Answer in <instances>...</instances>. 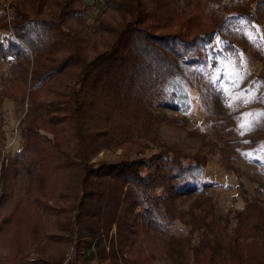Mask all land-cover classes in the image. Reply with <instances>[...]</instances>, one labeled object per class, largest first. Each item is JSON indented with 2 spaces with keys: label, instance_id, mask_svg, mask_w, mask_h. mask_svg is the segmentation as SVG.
I'll use <instances>...</instances> for the list:
<instances>
[{
  "label": "trees",
  "instance_id": "16d2710c",
  "mask_svg": "<svg viewBox=\"0 0 264 264\" xmlns=\"http://www.w3.org/2000/svg\"><path fill=\"white\" fill-rule=\"evenodd\" d=\"M242 26L259 62L235 91L251 93L249 107L230 98L237 82L217 78V64L203 83L198 71L201 49L214 61L217 38L241 74L229 35ZM257 30L264 36V0H0V264H264ZM194 89L215 128L191 150L159 127L178 121L170 110L187 114ZM5 100L17 120L13 151ZM239 148L249 174L230 163ZM208 152L254 184L242 208L217 210Z\"/></svg>",
  "mask_w": 264,
  "mask_h": 264
},
{
  "label": "rangeland",
  "instance_id": "374dc122",
  "mask_svg": "<svg viewBox=\"0 0 264 264\" xmlns=\"http://www.w3.org/2000/svg\"><path fill=\"white\" fill-rule=\"evenodd\" d=\"M83 2H92L93 0H82ZM242 0H222L223 3H226L229 6H234V3L241 2ZM96 8H91L87 15V21L91 22L93 16L96 13ZM216 10H219L217 8ZM206 22H208L205 19ZM258 37L260 38L261 45L264 46V36L256 31ZM229 37L233 38L237 42L238 46V53L240 56V72H238L232 65L231 59L226 54L221 53V45L220 40L216 38L215 40V47L216 52L213 55V60L210 61L209 55L201 49V55L203 58V64L199 68V78L200 83H203L208 77V70H211L214 64L216 68H219L218 77H223L227 80L230 84L236 83L234 87V91H230L229 96L230 98H234V101L240 102L244 104L250 103L251 93H238L235 92L239 88H241L244 84H246V75H250L253 72H256L259 68V62L256 58V49H255V42L253 41V35L251 31L242 26L241 28L235 27L233 31H231ZM6 69V62L0 63V73ZM215 69V68H213ZM218 72V71H217ZM235 77V78H233ZM233 79L229 80V79ZM239 79V83L237 81ZM226 83V82H225ZM224 85V84H223ZM227 86V85H226ZM229 86H227V89ZM191 106L189 111L185 116H181L179 110L169 111L173 113L174 116H177L178 121L175 124H166L162 123L159 127V132L163 136V138L167 142L176 143L184 148H189L191 150L199 147L197 139L199 136L203 134L210 135V131L215 127H210L209 122H207V116L205 113L198 106V102L196 101V90H191ZM242 104V105H243ZM249 107V106H246ZM4 108V129L6 132V150L13 151L18 145V132H17V120L15 119L14 115L12 114V104L10 101L5 100L3 104ZM182 120V121H181ZM219 129L216 128V131ZM235 133H239L236 131ZM234 135V134H233ZM238 138V137H237ZM240 138V137H239ZM241 139V138H240ZM239 147L241 145H238ZM205 149L206 147L203 146ZM241 148V147H240ZM238 149L239 154L233 159L230 160V163L239 167L245 173H251L253 167L250 166L249 162L246 161L244 156L241 155V150ZM207 150V149H206ZM199 152H204L202 147L199 148ZM210 152V151H209ZM206 154V163H205V173L204 179L216 181L221 184V186L214 188L213 197L214 202L217 210L220 213H225L228 208L232 211L242 208L244 204V199H248L249 196L253 192L254 184L246 178L244 174L239 176V180L236 178L235 173L232 172L231 169L225 170L219 165V161L217 155L212 153ZM240 181V183H239ZM232 224V222H231ZM174 232L184 233L186 227L182 226L178 222H174L172 226ZM257 242H261L258 240ZM154 264H165L161 261H154Z\"/></svg>",
  "mask_w": 264,
  "mask_h": 264
},
{
  "label": "built area",
  "instance_id": "2783aa9c",
  "mask_svg": "<svg viewBox=\"0 0 264 264\" xmlns=\"http://www.w3.org/2000/svg\"><path fill=\"white\" fill-rule=\"evenodd\" d=\"M63 264H67L66 262H64Z\"/></svg>",
  "mask_w": 264,
  "mask_h": 264
}]
</instances>
